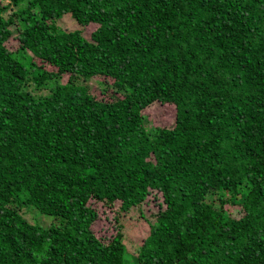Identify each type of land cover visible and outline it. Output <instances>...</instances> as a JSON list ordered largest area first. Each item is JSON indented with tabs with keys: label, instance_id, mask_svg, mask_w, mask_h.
Returning <instances> with one entry per match:
<instances>
[{
	"label": "trees",
	"instance_id": "trees-1",
	"mask_svg": "<svg viewBox=\"0 0 264 264\" xmlns=\"http://www.w3.org/2000/svg\"><path fill=\"white\" fill-rule=\"evenodd\" d=\"M152 190L136 255L96 237ZM0 264H264V0H0Z\"/></svg>",
	"mask_w": 264,
	"mask_h": 264
},
{
	"label": "rangeland",
	"instance_id": "rangeland-1",
	"mask_svg": "<svg viewBox=\"0 0 264 264\" xmlns=\"http://www.w3.org/2000/svg\"><path fill=\"white\" fill-rule=\"evenodd\" d=\"M7 1H4L5 3ZM9 12V11H8ZM7 16V15H6ZM57 26L61 29L72 31L79 26L68 15H64L57 21ZM13 29L14 26H11ZM88 28L93 29L94 26ZM17 33V32H16ZM85 35L87 32L85 31ZM8 47L15 49L18 45L17 40L12 38L7 43ZM67 76L60 79V82H66ZM88 85L92 89H100L97 85V81L91 79ZM33 89V87H32ZM36 95L47 94V90L34 91ZM143 115L146 120L147 126L156 127H170L173 124L174 111L172 109H165L163 106L156 104L149 106L143 110ZM219 194L216 193L212 196L214 206L220 208ZM89 204L96 209L97 218L93 222L91 229L100 240L103 242H109L117 232L122 234V242L126 248V257L128 255H136L137 249L142 241L148 234L149 228L145 221L146 215L156 214L159 210L164 208V203L160 193L156 191L148 192L143 205L134 206L127 212H121L118 209L117 204L105 205L101 202L90 200ZM227 209V208H226ZM225 212L227 213V211ZM21 214L31 223H39L41 226L46 227L53 221L45 215L35 214L33 211H25L22 209ZM231 214L239 216V206L234 205L231 209Z\"/></svg>",
	"mask_w": 264,
	"mask_h": 264
}]
</instances>
